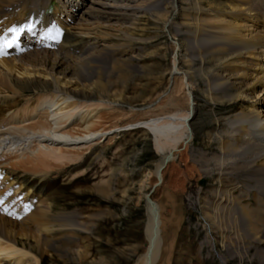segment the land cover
I'll return each mask as SVG.
<instances>
[{"label":"rangeland","instance_id":"1","mask_svg":"<svg viewBox=\"0 0 264 264\" xmlns=\"http://www.w3.org/2000/svg\"><path fill=\"white\" fill-rule=\"evenodd\" d=\"M98 1L116 6L127 2ZM231 1L236 2L182 0L179 4L180 13L172 15V23L167 31L163 30L162 24L151 21L154 15L148 14L152 13L145 12L137 22L126 24L120 32L117 27L104 25L86 35L75 32L84 42L98 40L109 44H114L111 37L120 39L122 31L127 33L126 57L129 59L117 61L120 67L116 72L110 73V64L118 58L117 55L100 54L97 62L90 64V69L96 71L100 83H110L112 102L108 104L110 109L101 111L100 126L124 128L105 140L102 138L90 149L82 148L76 153L77 158L70 162L43 168L41 176L23 175L22 170H17L18 178L23 180L25 188L30 189L43 206L51 208L49 217L57 222L74 221L79 225L74 230V236L68 234L71 233L68 229L58 233L57 227L54 248L69 252L61 253L54 248L33 252L39 264H136L148 248L144 237L146 193L160 206L163 224L164 246L157 264H264V240L257 244L244 233V237L238 241V232H241L238 229V201L247 209L256 211V215L264 222V200L259 206L252 199L256 192L252 188L255 183H250L245 175L225 171V168L219 170L221 173L227 172L221 181L215 180L218 177L215 173L216 162L219 163V159L223 158L218 140L223 138L227 121L249 105L245 102H237L233 106L218 104L213 99L217 100L221 95L214 92L211 99L204 76L209 67L203 57L208 49L204 39L216 36L219 28L215 21H211L215 13L208 9H218L221 4L228 5ZM80 2L0 0V34L12 26L29 22L36 24L44 17L48 19V29L59 28L60 36H63L71 24V16L67 14L72 11L71 14H76V18L84 15ZM131 4L147 8L149 1L137 0L135 3L134 0ZM166 5L161 6L162 13ZM253 6L264 11V0H253ZM182 8H188L189 13H184ZM167 9V12L170 11ZM183 14L188 15V18ZM194 19L200 22H193ZM192 31L198 32L197 36L194 37ZM35 32L37 34L38 30ZM27 36V32L22 33L18 45L32 38ZM42 40L52 44L56 42L55 38ZM175 43L181 47L177 49ZM12 49H6L0 55V60L16 58ZM73 53L77 52L73 50ZM174 55L178 57L180 71L190 69L194 72L189 102L185 96L187 86L184 87L180 81V74L176 76L172 72ZM188 59L189 65L186 64ZM21 76L20 73L13 74L18 80L23 79ZM90 80L91 83L96 80L95 76ZM91 83L81 84L88 86ZM70 89L80 91L82 88L74 86ZM34 100L32 95L0 91V120L9 111L32 105ZM189 107L194 108V114L188 122L194 139L187 149L179 148L176 152L180 154L178 158L162 172L163 183L150 190L155 182L152 173L161 156L153 148L150 131L139 128V123ZM207 167L215 168L212 177L203 174V169ZM143 175H146L145 180L142 179ZM200 181L202 184L198 185ZM189 202L193 203L195 209L189 208ZM9 213L12 212L9 210ZM204 215L209 216V219L214 217L211 231L206 226L205 222L210 223L203 218ZM261 225L259 223V237L264 239V227Z\"/></svg>","mask_w":264,"mask_h":264},{"label":"bare ground","instance_id":"2","mask_svg":"<svg viewBox=\"0 0 264 264\" xmlns=\"http://www.w3.org/2000/svg\"><path fill=\"white\" fill-rule=\"evenodd\" d=\"M80 1L84 15L76 18L77 15L74 16L70 11L67 14L71 16L68 31L63 36L56 37V42L52 44L42 40L49 26L48 19L42 17L34 24L33 31L28 33L27 37L32 38L19 44L18 48L13 47L12 52L16 58L0 60V91L35 97L32 105L9 111L0 120V200H3L0 203V264H39L33 252L54 248L57 227L58 233L68 229L71 232L68 234L73 236L74 230L79 227L74 221L57 222L49 217L51 208L43 206L36 199L37 196H33L30 189L25 188L23 180L18 178L17 170H22L23 175L41 176L43 168L70 162L77 158L76 153L82 148L90 149L102 138L105 140L115 131L124 128L100 126V113L110 109L108 104L112 102L110 83H100L96 71L90 69V64L97 62L100 54L112 57L117 55L118 58L110 64V73L116 72L120 67L119 62L129 59L126 57L127 33L122 31L120 39L111 37L114 44H109L98 40L84 42L75 32L86 35L103 25L117 27L120 32L126 24L132 25L145 12L152 13L148 14L154 15L151 21L162 24L163 30L167 31L172 23V15L180 13L179 4L182 0H148L147 8L131 4L134 0H125L127 2H122L119 6L98 0ZM235 1L215 6L218 9L209 7L208 10L215 13L211 21H215L219 28L216 36L212 34L209 39H204L208 45L203 56L209 63L204 75L208 95H212V99L214 92L219 93L221 96L213 100L221 105L227 103L233 106L237 102L249 104L246 109L226 120L227 129L217 143L223 158L219 159V163L216 162L215 173L218 177L215 180L220 182L227 170L245 175L250 183H255L252 188L256 192L252 199L260 206L259 203L264 200V11L254 7L253 0ZM163 4H167L170 11L167 12L165 7L162 13L160 10ZM182 11L189 13L188 8H182ZM183 16L188 18V15ZM193 22L200 20L194 19ZM35 30H38L37 34ZM191 33L194 37L198 34L195 31ZM175 46L177 49L181 47L177 43ZM73 50L77 53L74 54ZM178 62L177 55H174L172 72L176 76L180 74V81L184 87L187 86L185 96L189 102L194 72L190 69L180 71ZM186 64H190L189 59ZM15 73H20L23 79L14 78ZM93 76L96 80L91 83ZM83 82L91 84L83 86ZM74 86L82 89H70ZM192 113L194 114V108L189 107L184 111L139 123V128L150 131L153 148L161 156L152 173L155 182L150 190L163 183L162 172L180 155L176 154L179 148L187 149L194 139L188 124ZM207 138L210 140L209 136ZM224 165L226 166L223 167ZM220 168L222 171L225 168V173H221ZM213 169L207 167L202 172L212 177ZM145 178L146 175H143L142 179ZM107 188L106 191L109 189ZM139 190H142L141 187ZM139 192L138 195L141 193ZM188 204L189 208L195 209L192 202ZM144 207V237L148 248L137 259L136 264H157L164 246L160 206L146 193ZM203 218L208 219L210 224L205 223L211 231L214 217L209 219V216L204 215ZM238 223L241 231L238 232V241L246 233L252 242H263L264 239L259 237L261 227L258 226L260 223L264 227V222L256 215V211L247 209L239 201ZM54 249L61 253L69 252L57 247Z\"/></svg>","mask_w":264,"mask_h":264},{"label":"snow or ice","instance_id":"3","mask_svg":"<svg viewBox=\"0 0 264 264\" xmlns=\"http://www.w3.org/2000/svg\"><path fill=\"white\" fill-rule=\"evenodd\" d=\"M35 25L31 22L20 25L12 26L7 28L3 34H0V55L4 54L6 49L19 47L18 41L22 33H31ZM61 35V30L59 28H49L48 31L43 35L44 39H54ZM10 194V193H9ZM3 203V200H0Z\"/></svg>","mask_w":264,"mask_h":264},{"label":"water","instance_id":"4","mask_svg":"<svg viewBox=\"0 0 264 264\" xmlns=\"http://www.w3.org/2000/svg\"><path fill=\"white\" fill-rule=\"evenodd\" d=\"M198 185H201L202 184V181H200L199 183H197Z\"/></svg>","mask_w":264,"mask_h":264}]
</instances>
